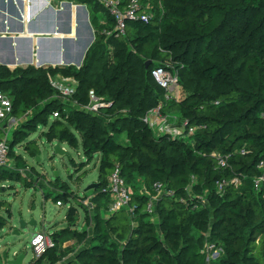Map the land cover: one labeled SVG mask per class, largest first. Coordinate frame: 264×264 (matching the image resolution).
Masks as SVG:
<instances>
[{"label":"trees","instance_id":"16d2710c","mask_svg":"<svg viewBox=\"0 0 264 264\" xmlns=\"http://www.w3.org/2000/svg\"><path fill=\"white\" fill-rule=\"evenodd\" d=\"M69 1L90 8L95 30L80 67L29 65L11 71L0 65V90L12 96L14 114H23L17 109L20 103L44 102L28 122L30 131L14 133L12 146L26 141L28 152L40 155L30 135L59 112L43 137L76 147L79 133L87 155H102L100 188L107 189L108 174L119 163L129 185L139 166L148 169L149 185L161 182L173 194L159 201L158 223L147 219L146 201L132 200L134 227L126 209L115 212L98 224L97 251L87 249L65 264H207L202 250L208 239L222 249L210 264H264V191L254 188L264 159V0H163V12L155 1L156 18L130 23L127 39L103 34L102 20L108 15L95 0ZM148 60L153 62L146 67ZM170 60L177 64L174 68L168 67ZM157 66L176 71L180 87L188 91L179 107L184 127L195 129L189 140L154 138L141 119L165 100V89L152 75ZM58 74L79 82L74 95L79 103H88L90 90H95L128 111L117 112L118 121H111L108 130L100 115L66 111L68 104L49 81V75ZM125 121L134 142L130 154L117 142ZM2 137L0 127V141ZM214 153L227 158V166ZM1 175V180L31 187L18 171L6 169ZM235 178L242 183L236 185ZM223 181L227 184L219 191ZM52 236L56 246L31 264L53 260L58 241Z\"/></svg>","mask_w":264,"mask_h":264},{"label":"rangeland","instance_id":"374dc122","mask_svg":"<svg viewBox=\"0 0 264 264\" xmlns=\"http://www.w3.org/2000/svg\"><path fill=\"white\" fill-rule=\"evenodd\" d=\"M154 4L155 2H153ZM86 9L88 10L87 6ZM193 43L194 40L191 44ZM108 55L113 58L112 52H108ZM167 65L174 68V65L177 64L170 60ZM187 93L186 88H180L168 101H160L150 108H159V104L162 102L160 113L167 119L168 124L166 134H161L159 127L163 124L162 122H159L155 127H150L144 122L151 130L150 136L164 139L165 142L189 140L188 136L181 131L184 119L179 107ZM100 97H102L105 105L101 106L98 115L103 117V125L108 130V127L111 129V121H118L117 112L126 113L128 109L119 108L116 101L103 95ZM68 100L69 104L65 106V109L70 112L77 108L76 102L78 101L75 96H69ZM43 105L44 102L40 100L28 102L27 105L20 103L17 105V109L22 110L23 114L12 113L3 123V126H11L9 158L12 168L10 169L27 177L31 187L25 186L19 181L1 180V172L8 168H0V264H6L3 259L4 252H7L8 261L25 255L23 264H31L41 257L44 253H36L31 243L34 235L44 229L54 235L58 244L55 253L52 254L53 260L44 258L42 264H65L77 259L87 249L97 251L96 247L99 242L95 240V236L98 224L113 215L111 195L99 186L89 188L91 185L100 182L101 153L92 156L87 155L84 152L83 141L79 133H75L78 139L76 147L69 143H61L62 148L67 151L65 155H59L55 152L57 139L49 142L46 137H43L48 126H51L59 117L49 119L46 127L40 125L37 131L30 135V139L39 145L40 155L30 154L26 148V141L15 143L16 145L12 146L14 133L20 129L29 132L28 122L32 120L35 113L40 112ZM148 111L141 116L142 120ZM146 125L144 126L146 127ZM127 128L128 123L126 121L121 122L117 142L122 151L130 154L134 142H132ZM101 135L102 133H99L97 137L100 138ZM128 148L131 150H127ZM19 163L22 165L19 166ZM144 163H147V160H144ZM118 165L120 164L118 163ZM147 171L148 169L135 166L130 183L135 203L146 201V208L144 209L146 213H148L146 209L151 200H155L157 205L159 203V201L156 202L159 191H156L153 184L149 185L145 180ZM58 200H61L62 206L57 205ZM131 207H136V204L132 203L127 210L128 214L132 216L134 227L137 222L134 221L135 215L129 213ZM147 219L158 223V211ZM23 221L28 223L25 228H21L20 225ZM32 221H35L37 225H30L29 223Z\"/></svg>","mask_w":264,"mask_h":264},{"label":"built area","instance_id":"2783aa9c","mask_svg":"<svg viewBox=\"0 0 264 264\" xmlns=\"http://www.w3.org/2000/svg\"><path fill=\"white\" fill-rule=\"evenodd\" d=\"M4 1V0H3ZM7 2H16L17 0H6ZM101 5L108 15V20L103 19L102 23L106 26L103 29V34L107 38L117 37V38H126L129 29V24L133 22H142L150 23L156 18L155 14V4L153 2L157 1L160 7L161 12H163V0H95ZM30 4V3H29ZM84 5L85 4H80ZM87 6V5H86ZM88 7V6H87ZM89 9V7H88ZM19 12L20 18L22 20L24 17L23 13ZM108 21L113 23L112 26H108ZM95 31V30H94ZM95 40V39H94ZM94 42V41H93ZM92 42V43H93ZM91 46V45H90ZM58 65L52 66L57 67ZM66 66V65H64ZM48 67V66H45ZM80 67V66H78ZM152 75L156 82L166 91L165 102L173 97L176 91H179L180 84L179 79L176 73L171 69L165 66H157L153 69ZM49 81L52 88L56 91L57 97L63 102L69 104L68 97L74 96L78 90V81L73 77H66L61 74L58 75H49ZM162 101V102H164ZM162 102L159 104V108H152L148 111L143 121L147 123L150 127H155L162 122L163 124L159 127V132L161 134H166L168 124L167 119L163 117L160 113ZM77 108L86 113L93 115H98L99 109L101 106H104L105 103L102 101V97L98 96L95 90H90L89 92V101L86 104H80L76 102ZM13 113V101L11 97L5 92L0 90V127L3 128V137L0 141V168L6 167L8 169L12 168V163L9 158L10 152V135H11V126H3V123L10 117ZM55 117H60L59 112L54 113ZM183 127L181 129L182 133L190 136L194 133V128ZM241 152L244 154L246 151L242 149ZM219 159V164L221 166H227V158L220 157L217 153L213 154ZM258 168L261 170V173L255 178L254 188L258 191H264V159L261 160L258 164ZM195 178H192L191 187L193 186ZM236 185L241 184L240 178H235L232 180ZM224 184H227L226 181H223L219 185V191H222ZM153 187L156 191H159L157 201H160L163 194L172 195V192L166 191V185L161 182H156L153 184ZM112 197V211L113 214L117 211L123 209L129 210L133 200V190L132 187L126 182L123 174L121 165H117L111 174L109 175L108 187L105 189ZM57 205L62 206L61 201H57ZM132 208V207H131ZM136 207L131 209L130 214H134ZM146 211L149 215L153 216L157 212V203L155 200H151L148 204ZM32 247L35 249L36 253L43 254L48 249L54 248L56 243L53 239V236L47 230H42L34 235L31 243ZM222 249L217 247L214 243L208 239L202 252L207 254V264L211 263V260L216 259L221 254Z\"/></svg>","mask_w":264,"mask_h":264},{"label":"crops","instance_id":"0c3cea01","mask_svg":"<svg viewBox=\"0 0 264 264\" xmlns=\"http://www.w3.org/2000/svg\"><path fill=\"white\" fill-rule=\"evenodd\" d=\"M45 1L48 2L46 6L43 0H0V65L10 69L29 65H77L81 45L89 35L86 16L91 24V11L69 0H59L57 5L55 0ZM18 10L24 15L22 20L18 19ZM7 21L10 24H6ZM69 27L70 32L67 31ZM52 28L60 33H51ZM59 54L63 59L56 62Z\"/></svg>","mask_w":264,"mask_h":264},{"label":"water","instance_id":"95a60500","mask_svg":"<svg viewBox=\"0 0 264 264\" xmlns=\"http://www.w3.org/2000/svg\"><path fill=\"white\" fill-rule=\"evenodd\" d=\"M58 1L59 0H55V2H54V4L55 5H57L58 4ZM21 2H22V0H21ZM43 4L46 6L47 4H48V2L47 1H45V0H43ZM3 6H5L4 4H3ZM6 17V15H5V13H4V18ZM9 22L7 21L6 22V24H8ZM10 24V23H9ZM86 25L88 26V30H89V35L86 37V39L83 41V43H82V45H81V53H80V55H79V57H78V59H77V65L78 66H81L82 65V63H83V60H84V58H85V55H86V52L88 51V49H89V47H90V45H91V43L94 41V39H95V31L93 30V28H92V26H91V24H90V22H89V20H88V16H86ZM23 30V29H22ZM70 27L68 28V32H70ZM51 33H60V31L59 30H55V28H52L51 30ZM11 47H12V49L14 50V46L12 45V42H11ZM31 57H33V53L30 55V58ZM61 55L59 54L58 55V57H57V60H56V62H60L61 61ZM12 61L13 62H15L16 61V56L13 54L12 55ZM152 60H148L147 62H146V67H149L151 64H152ZM55 152L57 153V154H59V155H65V154H67V151L64 149V148H62V146H61V138H58L57 139V143H56V145H55ZM39 159V158H38ZM56 175H58V174H56ZM97 186H99V183H96V184H94V185H91L89 188H92V187H97ZM27 224L28 223H26V222H22L20 225H21V228H25L26 226H27ZM30 225H37V223L35 222V221H32V222H30L29 223ZM18 233V232H17ZM3 259H4V261H5V263L6 264H23L24 263V260H25V255H20L17 259H15V260H13V261H8V259H7V252H4V254H3Z\"/></svg>","mask_w":264,"mask_h":264},{"label":"bare ground","instance_id":"6f19581e","mask_svg":"<svg viewBox=\"0 0 264 264\" xmlns=\"http://www.w3.org/2000/svg\"><path fill=\"white\" fill-rule=\"evenodd\" d=\"M50 34V33H49ZM63 59V58H62Z\"/></svg>","mask_w":264,"mask_h":264}]
</instances>
